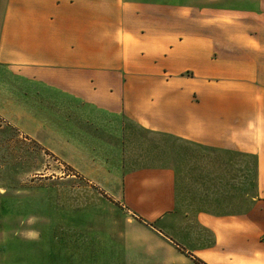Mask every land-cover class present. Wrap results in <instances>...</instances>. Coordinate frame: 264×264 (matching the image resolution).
I'll return each instance as SVG.
<instances>
[{
    "label": "crops",
    "instance_id": "obj_1",
    "mask_svg": "<svg viewBox=\"0 0 264 264\" xmlns=\"http://www.w3.org/2000/svg\"><path fill=\"white\" fill-rule=\"evenodd\" d=\"M238 1L0 0L1 67L163 140L158 164L124 171L121 146L107 163L86 152L85 136L72 141L27 106L0 110L68 153L74 172L126 212L119 264H213L211 232L220 251L239 247L235 264H264V46L253 31L227 32L243 19L262 25L264 13ZM227 153L249 171L252 190L233 195L243 207L193 197L181 209L178 167Z\"/></svg>",
    "mask_w": 264,
    "mask_h": 264
},
{
    "label": "rangeland",
    "instance_id": "obj_2",
    "mask_svg": "<svg viewBox=\"0 0 264 264\" xmlns=\"http://www.w3.org/2000/svg\"><path fill=\"white\" fill-rule=\"evenodd\" d=\"M240 2L243 6L239 8L248 6L256 14L264 13V0H240L237 4ZM260 24L243 19L227 32L253 31L264 46V23ZM20 104L43 115L74 142L85 136V143L92 146L86 152L98 160L112 163L113 154L121 153V146L124 171L158 164L161 136L131 122L121 125L119 118L101 120L103 116L94 108L70 95L0 66V110L12 114L13 107ZM25 126L23 118L20 128ZM21 129L0 118V264H119L126 212L74 172L68 153L41 146ZM90 135L95 137L93 143ZM198 153L201 151L193 150L188 156L199 158ZM229 158L234 157L229 153L206 155L204 162L192 159L178 167L181 209L193 197L208 206L225 200L226 212L243 207L234 196L252 190L244 182L249 171ZM214 234L210 233L209 253L204 254L211 263L235 264V259L243 258L233 254L239 247L220 251Z\"/></svg>",
    "mask_w": 264,
    "mask_h": 264
}]
</instances>
